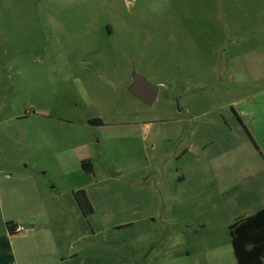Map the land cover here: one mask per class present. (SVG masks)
Instances as JSON below:
<instances>
[{
	"label": "rangeland",
	"instance_id": "1",
	"mask_svg": "<svg viewBox=\"0 0 264 264\" xmlns=\"http://www.w3.org/2000/svg\"><path fill=\"white\" fill-rule=\"evenodd\" d=\"M263 42L264 0H0V230L33 178L65 195L72 178L92 181V264H236L229 226L264 205V157L232 106L264 84L235 57ZM180 131L207 144L183 185ZM71 147L98 183L56 169L50 154Z\"/></svg>",
	"mask_w": 264,
	"mask_h": 264
},
{
	"label": "crops",
	"instance_id": "2",
	"mask_svg": "<svg viewBox=\"0 0 264 264\" xmlns=\"http://www.w3.org/2000/svg\"><path fill=\"white\" fill-rule=\"evenodd\" d=\"M235 60L240 64H243L244 60L247 64L248 61L245 71L250 76V80L264 84V42L254 49L239 54ZM239 90L242 93L237 92V97L234 98L233 115L246 129L255 150L264 157V100H260V97L264 95V88L255 91L251 85H240ZM248 90L252 92L246 93ZM174 122L181 126L185 121L178 119ZM194 134L190 131H180L174 135V139L180 136L181 141V146L174 150V158L183 162L182 166H178L174 172V182L178 185L191 181V169H203V164L197 161L196 157L204 154L207 144L200 143L196 146L192 139ZM199 148L201 151L198 152ZM50 155L56 162V169L61 171L63 176L76 177V175L84 174L86 178L99 182L91 161L81 156L76 147L63 149ZM186 156H190L188 162L185 160ZM194 158L196 160H193ZM82 163L85 164L82 165ZM41 174L46 175L47 170L42 171ZM71 179L66 183L65 195L64 192L61 193V190L57 191V185L54 182H51L45 190L41 183L33 178L30 185V198L26 200V203L24 199L22 200L25 203L23 211L17 217L7 218L5 227L0 230V264H92L96 260V257L88 255L92 243L88 245L82 243L85 239L91 240L99 235L97 225L92 222V219L97 217L98 209L88 194V186L92 181L77 184ZM160 185L161 183L158 182L157 186ZM79 190L84 191L92 207L91 214L87 216H84L78 208L73 196V193ZM251 190L258 191L261 194L260 201H264V183L256 182V185L251 186ZM160 194L162 195V191ZM21 197L23 196L20 195ZM262 209L264 205L259 210ZM8 223L12 229L23 226L24 231L20 234H10ZM127 225L130 223L120 224L115 228L120 229ZM106 258L109 261L108 256Z\"/></svg>",
	"mask_w": 264,
	"mask_h": 264
},
{
	"label": "trees",
	"instance_id": "3",
	"mask_svg": "<svg viewBox=\"0 0 264 264\" xmlns=\"http://www.w3.org/2000/svg\"><path fill=\"white\" fill-rule=\"evenodd\" d=\"M91 122L100 123L99 120ZM73 196L84 216L91 214L92 207L84 191H75ZM7 225L8 232L13 234L10 223ZM229 235L236 264H264V209L236 220L229 226Z\"/></svg>",
	"mask_w": 264,
	"mask_h": 264
},
{
	"label": "water",
	"instance_id": "4",
	"mask_svg": "<svg viewBox=\"0 0 264 264\" xmlns=\"http://www.w3.org/2000/svg\"><path fill=\"white\" fill-rule=\"evenodd\" d=\"M131 93L145 104L151 105L156 98V88L148 85L141 76H135L130 87Z\"/></svg>",
	"mask_w": 264,
	"mask_h": 264
},
{
	"label": "built area",
	"instance_id": "5",
	"mask_svg": "<svg viewBox=\"0 0 264 264\" xmlns=\"http://www.w3.org/2000/svg\"><path fill=\"white\" fill-rule=\"evenodd\" d=\"M24 231V227L23 226H16L12 229V233L13 234H20Z\"/></svg>",
	"mask_w": 264,
	"mask_h": 264
}]
</instances>
